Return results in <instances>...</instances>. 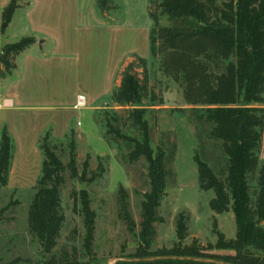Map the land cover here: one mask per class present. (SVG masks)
Instances as JSON below:
<instances>
[{"label": "trees", "instance_id": "obj_1", "mask_svg": "<svg viewBox=\"0 0 264 264\" xmlns=\"http://www.w3.org/2000/svg\"><path fill=\"white\" fill-rule=\"evenodd\" d=\"M115 0H95L100 14L115 8ZM169 19H185L187 23L161 26L157 16L149 12L152 21L149 32V57L134 56L120 72L119 84L112 90L110 101L119 107L136 106L146 99V65L157 60L162 74L181 89L182 99L198 130L217 152H193L197 168L198 188L212 190L214 197L209 208L215 214L228 210L233 213L236 232L225 239L214 224L217 235L214 244L201 246L196 239L182 244L187 236L188 217L182 212L175 216L176 243L171 248L149 251L154 237L155 209L164 195L166 165L162 150L153 152L149 130L143 118L144 110L133 108L129 113L139 138L122 134L108 113L102 116L104 141L110 136L131 145L127 155L133 162L143 158L147 167L150 190L143 194L142 221L139 244L126 258L141 259L153 256L209 258L229 264H264V159L260 158L264 130V0H148ZM17 0H10L0 10V34L7 28ZM35 42L31 36L3 45L0 48L1 76L15 68V57ZM141 69L140 80L136 69ZM149 100H154L150 97ZM184 112L183 109H179ZM98 115V113H97ZM96 115V116H97ZM116 121L114 118H112ZM97 121V119H96ZM68 143L66 167L49 146V130L39 141L42 155L40 173L33 187L27 209V230L45 253L56 245L64 215L60 204L62 171L67 168L71 177L77 175L75 141L72 131ZM13 144L6 131L0 138V187L7 183L12 160ZM100 159V158H98ZM88 164H82L81 178ZM101 171V165L98 167ZM95 175L90 179H94ZM120 192L123 187H119ZM80 209L84 224V247L89 252L94 234V212L89 208L87 193L81 191ZM76 202H74L75 206ZM7 206L0 209V222ZM75 210V207H74ZM229 251L232 254H209L206 251ZM44 264H80L76 260L50 258ZM116 264H211L196 261L162 259L156 261L117 262Z\"/></svg>", "mask_w": 264, "mask_h": 264}, {"label": "rangeland", "instance_id": "obj_2", "mask_svg": "<svg viewBox=\"0 0 264 264\" xmlns=\"http://www.w3.org/2000/svg\"><path fill=\"white\" fill-rule=\"evenodd\" d=\"M90 2L97 13L95 19L109 23L126 21L136 22L139 27L147 24L151 27L149 12L157 16L158 24L161 26L189 21L169 19L157 6H150L148 0H115V8L106 14L98 12L95 0H79L80 19L86 22L90 13L85 14V10L91 7ZM215 4L219 5L220 0H215ZM137 45L139 52L149 57L147 39L143 40L140 36ZM134 56L136 55H132L126 64L134 61ZM120 72L117 74V85L120 81ZM136 72L139 79L143 80L142 70L138 68ZM146 79L148 97L141 99L136 106L119 107L112 104L108 97L104 108L98 110V115L95 113L92 115L95 136L107 144L108 155H94L80 143L77 133L72 131L77 175L71 177L67 168L61 173L63 183L60 186V204L64 222L56 245L50 252L45 253L36 238L27 230V209L33 196V189L24 188L14 191L0 187V209L7 206L3 214L4 219L0 222V264H44L50 258L56 261L61 258L76 260L80 264H107L112 258L125 257L135 252L139 244L143 194L150 190L146 162L143 158L133 162L128 161L130 143L115 140L110 136L106 137V141L102 138L105 133L102 115L107 112L111 123L122 134L138 139V130L132 125L129 116L133 108L144 110L143 118L148 125L150 147L153 152L163 151L167 171L164 195L155 209L156 219L152 224L155 234L148 250L171 248L176 243L174 222L175 216L180 212L188 217L187 236L182 244L188 245L193 239H196L201 246L214 244L217 241V235L213 232L214 224L225 239L235 237L233 213L230 210L221 214L213 213L209 208V201L214 197L213 191L200 190L197 184V168L193 161V152L200 150L201 143H204L201 150L205 152H217V150L211 147L210 141H206L205 134L198 135L189 112L190 107L182 99L181 89L162 74L157 60L146 65ZM150 97L154 100H149ZM179 109H183L184 112H180ZM78 122L80 125L77 124ZM70 127L85 128L86 120L75 114L71 119ZM1 136L0 130V138ZM41 137L42 135L38 140V149ZM69 140L70 134L62 139L51 136L48 141L65 167L68 162ZM262 145L263 149L264 140ZM89 147L91 150L98 148V151H104L103 143L95 139ZM262 149L260 158L264 159ZM36 160V155L31 154L28 159L30 165L28 164L27 168H34ZM39 160L41 161V156ZM85 160L88 167L82 179V164ZM113 161H116L114 168L111 165ZM39 165L41 166L40 163ZM99 165H101L100 172L97 168ZM94 175L95 178L90 179ZM120 186L123 187L121 192ZM81 191L87 193L89 208L95 214L94 234L89 252L83 242L85 229L80 209ZM74 202H76L75 206ZM206 253L232 254L229 251L216 250Z\"/></svg>", "mask_w": 264, "mask_h": 264}, {"label": "crops", "instance_id": "obj_3", "mask_svg": "<svg viewBox=\"0 0 264 264\" xmlns=\"http://www.w3.org/2000/svg\"><path fill=\"white\" fill-rule=\"evenodd\" d=\"M9 1L0 0V10ZM17 1L18 8L0 34V48L27 36L35 42L15 57L9 74L1 76L0 65V130L13 144L4 188L14 191L33 189L42 161L38 140L47 130L55 139L74 131L94 155L109 154L107 144L95 136L92 115L106 105L118 83L117 74L131 56L148 59L137 44L141 36L149 47L150 32L148 24L95 19L91 2L86 22L80 19L79 0ZM75 114L86 120L85 128L70 127ZM94 139L103 143L104 151L91 150ZM31 154L37 159L33 170L27 168ZM111 165L114 168L116 161Z\"/></svg>", "mask_w": 264, "mask_h": 264}, {"label": "water", "instance_id": "obj_4", "mask_svg": "<svg viewBox=\"0 0 264 264\" xmlns=\"http://www.w3.org/2000/svg\"><path fill=\"white\" fill-rule=\"evenodd\" d=\"M162 259H176V260H184V261H196V262H205V263H211V264H229L226 262L213 260L209 258H197V257H175V256H168V257H161V256H153V257H146L141 259H134V258H126V257H116L112 258L110 261L107 262V264H116L117 262H137V261H156V260H162Z\"/></svg>", "mask_w": 264, "mask_h": 264}]
</instances>
